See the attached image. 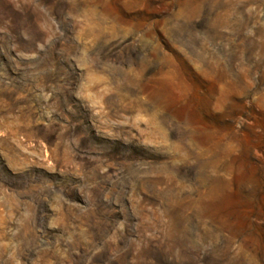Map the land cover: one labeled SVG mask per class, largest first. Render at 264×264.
<instances>
[{
    "label": "rangeland",
    "instance_id": "374dc122",
    "mask_svg": "<svg viewBox=\"0 0 264 264\" xmlns=\"http://www.w3.org/2000/svg\"><path fill=\"white\" fill-rule=\"evenodd\" d=\"M0 264H264V0H0Z\"/></svg>",
    "mask_w": 264,
    "mask_h": 264
}]
</instances>
